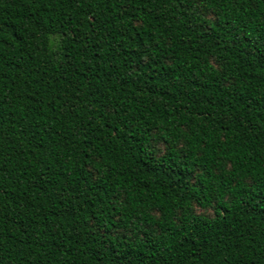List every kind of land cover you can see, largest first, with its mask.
Masks as SVG:
<instances>
[{"label":"trees","instance_id":"16d2710c","mask_svg":"<svg viewBox=\"0 0 264 264\" xmlns=\"http://www.w3.org/2000/svg\"><path fill=\"white\" fill-rule=\"evenodd\" d=\"M0 264H264V0H0Z\"/></svg>","mask_w":264,"mask_h":264}]
</instances>
